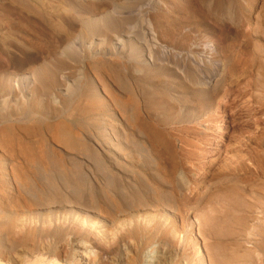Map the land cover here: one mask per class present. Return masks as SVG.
Returning <instances> with one entry per match:
<instances>
[{"label": "rangeland", "instance_id": "374dc122", "mask_svg": "<svg viewBox=\"0 0 264 264\" xmlns=\"http://www.w3.org/2000/svg\"><path fill=\"white\" fill-rule=\"evenodd\" d=\"M257 38L264 0H0V249L35 252L49 237L46 263L142 264L147 253L149 264H226L233 236L238 245L227 159L259 171L246 189L264 197ZM194 46L232 47L237 64L226 75ZM260 193L241 202L260 208L240 232L250 264H264Z\"/></svg>", "mask_w": 264, "mask_h": 264}, {"label": "bare ground", "instance_id": "6f19581e", "mask_svg": "<svg viewBox=\"0 0 264 264\" xmlns=\"http://www.w3.org/2000/svg\"><path fill=\"white\" fill-rule=\"evenodd\" d=\"M239 29V28H238ZM235 33V32H234ZM157 34V33H156ZM168 34V33H167ZM236 34V33H235ZM240 34V33H239ZM252 34H255V35H257L258 33H252ZM230 35V34H229ZM237 35V34H236ZM235 35V36H236ZM238 36V35H237ZM250 37H251V39L250 40H252V38H253V36L252 35H250ZM231 38V37H230ZM254 38H256V37H254ZM157 39H158V36H157ZM173 39L174 38H172V36H170V35H168L167 37H165V40H167V41H169V40H172L173 41ZM258 40H259V42H263L264 43V39L263 38H257ZM257 39H255V40H257ZM235 40V39H234ZM238 41V40H237ZM174 42H175V40H174ZM177 42V41H176ZM251 42V44H252V41H250ZM242 43H245V42H242ZM247 43V42H246ZM196 44V43H195ZM199 46V45H198ZM198 46H194L193 47V49H192V47H190V50H194V49H198L199 48V50L201 51L200 52V55L203 57V59L205 58V56H207V57H213L214 59H217V57H220L221 58V63L223 64V66L225 67L224 69H222L223 71H225V73H226V75H227V66H233V67H235L234 65L235 64H237V62L234 60V58L232 57V55H231V53H232V47H228V46H225V48H223V49H221V50H219V51H216V52H211V50L210 49H206V48H203V46L201 47H198ZM236 46V45H235ZM245 47V46H244ZM247 47H249V46H247ZM215 49V48H214ZM216 50V49H215ZM206 57V58H207ZM219 59V58H218ZM178 62V61H177ZM191 64V63H190ZM188 62H187V64H186V66H189V67H191V65H190ZM212 64V63H211ZM213 65V64H212ZM212 65H208L209 67V71L211 70V69H213V67H215V66H212ZM205 66H207V65H205ZM237 66V65H236ZM222 67V66H221ZM206 68V67H205ZM207 68V69H208ZM216 68V67H215ZM230 68V67H229ZM233 69V68H232ZM235 69H237V68H235ZM216 71V70H215ZM229 71V70H228ZM167 73V72H166ZM230 75V74H229ZM232 76V75H231ZM156 79V78H155ZM225 79V78H224ZM142 80L144 81V82H146V83H148V77H147V74H144V76L142 77ZM151 80H152V78H151ZM191 80H192V77H191ZM149 82H150V80H149ZM225 82V81H224ZM151 83H153V81L151 82ZM223 82H222V79H220V81L218 82H216V85H215V88H214V90L212 91V92H209V93H207V95L205 94L204 96H208V100H207V103L209 102V105H211V103H212V101L214 100V99H216V97H218V95H219V93H220V91L222 90L221 89V86L223 85L222 84ZM149 84V83H148ZM156 84V83H155ZM227 86V88H229V86L228 85H226ZM239 84H236V86L234 87V89L236 90V89H238L239 88ZM154 89L156 88V86H152ZM225 87V86H224ZM185 88H186V86H185ZM144 89V88H143ZM149 89V88H148ZM175 89H177V88H175ZM221 89V90H220ZM229 89H233V86H231ZM157 90H158V92H159V94H161V96H162V99H164L163 100V105H165V108H167V107H170L169 109L167 108L166 110L164 109H162V111H167L168 112V114H170V111L172 112V114L174 113L173 112V109H174V103H173V105H171V103H169L168 102V100L166 99V97H169L168 96V94L169 93H167V90L165 91V90H161V89H159V88H157ZM185 90V89H184ZM187 90H189L188 88H187ZM144 92H145V89L143 90ZM152 91V90H151ZM225 92V91H224ZM188 93H190V94H192V92H190V90L188 91ZM145 94V93H144ZM145 96V95H144ZM160 96V95H159ZM146 97V96H145ZM205 99H207V98H205ZM203 101V100H202ZM206 101V100H205ZM201 102V101H200ZM176 103V102H175ZM176 105V104H175ZM209 105H208V107H209ZM155 106V105H154ZM157 106V105H156ZM165 113V112H164ZM230 142V141H229ZM229 142H228V144L225 146L226 148H227V153H229L230 154V152H232V151H230V149H229V147H230V145H229ZM263 145V148H264V144H262ZM231 148V147H230ZM225 149V148H224ZM235 149H236V147H235ZM234 149V150H235ZM240 149V148H239ZM261 150V149H260ZM263 152H264V150H262ZM224 152H226V150L224 151ZM255 152V151H254ZM254 152H249V156L251 157L252 156V154L253 155H256ZM237 155H239V154H237ZM248 155V154H247ZM227 157V156H226ZM257 156H255V157H251L252 159H254V158H256ZM229 158H232L231 156L229 157ZM239 158V157H238ZM237 158V160H239ZM228 160V163L226 164V169H225V172H223V180H224V182H225V206H226V213H224L227 217V219L228 220H225L226 221V223H227V221H230V222H232V221H236L235 222V225H231V230H234V229H232V226H234V227H236L237 229H235V230H238L237 231V234H234V235H237L236 237V239H238V245L236 244V246L233 248V246H234V244H233V242H232V239H234V236H233V238H231L230 240L231 241H229V243L228 242H225V243H228V245H226V247H227V250H233V253L231 254L229 251H228V253H230V254H227V256H225V261H226V264H250V258L252 257L250 254V252H247V250H249L251 247H247L246 245V248H249V249H244V247H242V245L240 244L242 241H245V239L243 238V236H241V231H242V229H243V224L242 223H244V222H246V218H244L245 216H249V218H251V214L253 213V209H254V207L258 204V203H255V204H250V206H248V208H247V210L245 209V205H244V209L245 210H243L242 209V207L241 206H243V205H241V202L244 200V197H246V196H249L250 198H252L254 201H255V199L256 200H258L259 199V193L261 192L260 190H263V188L262 189H260L259 188V186H257L258 184H256V187H252V188H250V189H246V185L248 184V183H252V182H254L255 180H252V179H256L258 176V174L260 175V173H259V171L256 173V174H253L254 172H252L251 173V168H249L248 166H246L241 160L240 161H238V162H236L235 163V165L234 166H232V164H231V162H230V160L229 159H227ZM232 160V159H231ZM253 164V163H252ZM256 166V165H255ZM254 166V167H255ZM256 168V167H255ZM254 168V169H255ZM257 168H259V167H257ZM256 170V169H255ZM259 170V169H258ZM262 171V170H261ZM256 175V176H255ZM249 177V178H248ZM252 177V178H251ZM262 177V176H261ZM244 178H248V180L247 181H245L244 180ZM260 180V179H259ZM258 181V180H257ZM262 181H264V179L262 180ZM252 185V184H251ZM250 186V185H249ZM248 187V186H247ZM260 187H262L261 185H260ZM262 194H264L263 192H262ZM260 195H261V193H260ZM262 196V198H264L263 197V195H261ZM253 200H252V202H253ZM260 200V199H259ZM238 201V202H237ZM233 203H236L235 205H233ZM247 203V202H246ZM243 204V203H242ZM224 206V207H225ZM247 207V206H246ZM255 208H259V207H255ZM260 209V208H259ZM258 209V210H259ZM225 210V209H224ZM261 213V212H260ZM254 214H255V211H254ZM224 215V216H225ZM253 215V214H252ZM263 216V215H262ZM251 220V219H250ZM247 221H249V219L247 220ZM252 221H253V219H252ZM256 221V220H255ZM89 223V222H88ZM232 224V223H231ZM245 225L244 226H246L247 225V223H244ZM264 224V223H263ZM262 224V225H263ZM227 225V224H226ZM249 225V224H248ZM227 227V226H226ZM225 227V228H226ZM253 227V226H252ZM228 229H229V225H228V227H227ZM250 228H251V226H250ZM264 228V227H263ZM254 229H255V227H254ZM253 229V231L255 232V230ZM256 229H258V227H256ZM260 229V228H259ZM258 229V231L260 232V230ZM58 230V229H57ZM64 230V229H63ZM62 230V231H63ZM250 230V229H249ZM56 231V230H55ZM73 231V230H72ZM118 231V230H117ZM257 231V230H256ZM264 231V230H263ZM83 232H85V231H83ZM129 232V231H128ZM241 232V233H240ZM249 232V231H248ZM44 233H45V231H44ZM137 233V232H136ZM233 233V232H232ZM247 233V232H246ZM250 233V232H249ZM252 233V232H251ZM258 233V232H257ZM48 234V233H47ZM69 234V233H68ZM71 234V233H70ZM69 234V235H70ZM83 234V233H82ZM130 234V233H129ZM259 234V233H258ZM261 234H262V232H261ZM52 235H53V233H52ZM51 235V236H52ZM76 235V234H75ZM81 235V234H80ZM85 235V234H84ZM256 235V233H254V236ZM31 236V235H30ZM43 236H45L44 234H43ZM50 236V237H51ZM71 236V235H70ZM87 236V235H86ZM232 236V235H231ZM246 236H249V235H246ZM264 236V235H263ZM47 237V235L45 236V238ZM56 237H57V235H56ZM62 237H63V235H62ZM119 237V236H118ZM155 237V236H154ZM252 237V236H251ZM256 237V236H255ZM49 238V237H48ZM44 239V238H40L39 240H38V245H37V250L35 251V252H32V251H25V252H23L21 255L20 254H17L16 252H7V251H5V250H2V249H0V264H26L27 262H29V261H31V260H34L33 258H39L37 261H35L34 260V262L33 263H31V264H58V262H60V261H58L59 260V258L58 257H54V259L52 260V261H49V262H44V260H45V258H44V260H42L41 258H43V256L45 255V252H46V250H47V248H49L48 247V245H49V242H50V240L49 239ZM58 238V237H57ZM56 238V239H57ZM247 238V237H246ZM30 239V238H29ZM87 239V238H86ZM118 239V238H117ZM116 239V240H117ZM121 239V238H120ZM131 239V238H130ZM150 239V238H149ZM226 239V238H225ZM254 239H256V238H254ZM262 239V238H261ZM28 240V239H27ZM90 240V239H89ZM115 240V241H116ZM29 241V240H28ZM27 241V242H28ZM53 241V240H52ZM85 241V240H84ZM228 241V240H227ZM250 240L248 239V242H249ZM254 241V240H253ZM255 241H257V239L255 240ZM254 241V242H255ZM36 242V241H35ZM54 242H56L55 241V239H54V241L52 242V243H54ZM110 242V241H109ZM113 242V241H112ZM130 242V241H129ZM214 242V241H213ZM264 242V241H263ZM30 243V242H29ZM115 243V242H114ZM121 243V242H120ZM215 243H217V242H215ZM243 243H246V244H248L247 243V241H245V242H243ZM28 243H26V245H27ZM30 244H32V243H30ZM36 244V243H35ZM51 244V243H50ZM56 244V243H55ZM58 244V243H57ZM117 244H119V243H117ZM223 244V243H222ZM256 244V243H255ZM29 245V244H28ZM32 245H34V244H32ZM54 245V244H53ZM124 245V244H123ZM220 245V244H219ZM18 246H20V243H19V245ZM30 246V245H29ZM110 246V245H109ZM117 246V245H116ZM131 246V245H130ZM244 246V245H243ZM25 247V246H24ZM114 247V246H113ZM254 247V246H253ZM263 247H264V245H263ZM30 249H31V247H29ZM104 248V247H103ZM102 248V249H103ZM130 248V247H129ZM257 248V247H256ZM255 248V249H256ZM99 249H100V247H99ZM110 249V248H109ZM262 249V248H261ZM24 250V249H23ZM106 250H108V249H106ZM114 250V249H113ZM129 250V249H128ZM226 250V249H225ZM245 250V251H244ZM259 249H256V251H258ZM264 250V249H263ZM224 251V250H223ZM240 251H244L243 252V254H241V256L239 255V253H241ZM251 251H252V248H251ZM253 251H254V249H253ZM109 252V251H108ZM225 252L226 251H224V255H225ZM101 253V252H100ZM111 253V252H110ZM114 253V252H113ZM129 253V252H128ZM131 253V252H130ZM47 254V253H46ZM56 254V253H55ZM96 254V253H95ZM49 255H51V254H49ZM54 255V254H53ZM106 255V254H105ZM130 255V254H129ZM218 255V254H217ZM221 255V258H222V254H220ZM46 256V255H45ZM57 256H58V254H57ZM108 256V255H107ZM131 256H133V255H131ZM256 256V255H255ZM260 256V255H259ZM47 257V256H46ZM49 257V256H48ZM47 257V258H48ZM129 257V256H128ZM249 257V259L247 260V258ZM257 257V256H256ZM50 258V257H49ZM88 258V257H87ZM102 258V257H101ZM253 258V257H252ZM25 259H28L27 261L25 260ZM60 259H61V257H60ZM90 259V258H89ZM130 260V259H129ZM217 260V259H216ZM224 260V259H223ZM258 260V259H257ZM259 260H260V258H259ZM58 261V262H57ZM65 261V260H64ZM97 261V260H96ZM127 261V260H126ZM133 261L134 262H136L134 259H133ZM150 261H151V255L150 254H147V253H145V255H144V263H142V264H149L150 263ZM218 261V260H217ZM217 261H216V263L215 264H218L217 263ZM254 261V260H253ZM252 261V262H253ZM256 261V260H255ZM264 261V260H263ZM90 262V260H87V263H89ZM199 262H200V260H199ZM61 263V262H60ZM63 263V262H62ZM71 263V262H70ZM86 263V264H87ZM104 263V262H103ZM127 263H132V261L131 262H127ZM198 263V262H197ZM196 263V264H197ZM220 263H223V262H220ZM225 263V262H224ZM28 264V263H27ZM64 264V263H63ZM85 264V263H84ZM102 264V263H101ZM111 264V263H110ZM119 264H121V263H119ZM126 264V263H125ZM200 264V263H199ZM252 264V263H251ZM260 264V263H259Z\"/></svg>", "mask_w": 264, "mask_h": 264}]
</instances>
